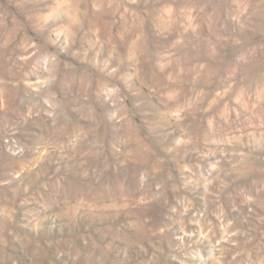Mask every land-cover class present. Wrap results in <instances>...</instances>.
Here are the masks:
<instances>
[{
    "label": "rangeland",
    "instance_id": "rangeland-1",
    "mask_svg": "<svg viewBox=\"0 0 264 264\" xmlns=\"http://www.w3.org/2000/svg\"><path fill=\"white\" fill-rule=\"evenodd\" d=\"M0 264H264V0H0Z\"/></svg>",
    "mask_w": 264,
    "mask_h": 264
}]
</instances>
